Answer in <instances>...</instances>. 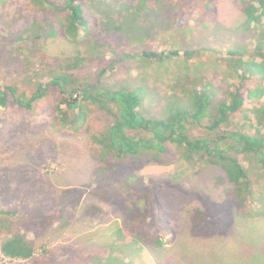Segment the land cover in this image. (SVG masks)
Wrapping results in <instances>:
<instances>
[{
  "label": "rangeland",
  "instance_id": "rangeland-1",
  "mask_svg": "<svg viewBox=\"0 0 264 264\" xmlns=\"http://www.w3.org/2000/svg\"><path fill=\"white\" fill-rule=\"evenodd\" d=\"M125 2L90 0L92 13L98 20L99 36L104 42V55L101 60L85 55L88 60L72 71L80 84L75 86L78 91L69 94L70 98L82 101L85 86L88 90L125 87L139 91L143 98L139 111L144 117L162 118L167 103L189 100L185 93L192 90L194 82L200 85L205 75L218 86L223 79V85L238 83L228 75L233 63L226 55L234 48L247 52L256 43L245 30L246 18L237 0H212L205 13L192 0L177 2L179 6L169 9L167 14L161 13V4H158L157 13L149 16L145 12H140L139 16L128 14ZM36 10L31 0H0V85L16 89L8 96L7 106H0L3 129L0 138V264L30 262L3 254L1 246L14 231H20L34 242L36 256L42 254L46 260L48 254L53 253L51 258L55 264H264L262 219L248 221L236 210L235 222L218 235L195 237L190 234L184 223L186 211H192L201 203L202 196L224 203L229 184L218 183V176L223 174L221 170L201 160L178 159L172 148L164 155L167 158L164 163H128L133 167L143 165L136 173L143 178L138 188L151 187V178L163 185L158 193L159 204L153 207L154 216L171 222L174 234L165 238L166 249L161 256L159 250L133 241L134 246H126L133 228L125 224L123 204L139 200V193L134 192L135 178L127 177L124 183L103 181L101 186L91 185L96 166L90 149L91 136L106 132L114 123V117L99 105L86 101L85 128L74 131L70 126L61 125L57 111L62 94L56 86L47 88V96L34 103L32 110L17 101L29 102L37 83L47 76L43 74L47 66L40 64L39 49L54 68L57 64L50 58L63 59L76 54L64 38L46 41L42 28L35 25ZM13 16L16 22L12 21ZM116 20H122V25ZM41 25L46 27L44 23ZM28 27L30 31L26 32ZM144 51H177L182 56L185 52L199 53L189 60L174 58L166 63L123 57L124 54L138 56ZM260 60L258 57L257 61ZM177 84H181L180 88L173 91ZM224 91L225 87L216 90V97H222ZM249 117L251 130L255 132L256 119L253 115ZM190 121L188 127L193 134L200 135L203 128ZM238 158L246 168L252 167L249 157L239 154ZM127 165L121 166L126 168ZM254 170L263 173L258 168ZM253 179L258 181L260 189L264 188V178L257 179L253 175ZM66 189L77 190L73 199L81 196L72 217L61 201L68 199L67 195L62 196ZM139 205L143 207L144 203L140 201ZM93 206L98 207L99 212ZM51 217L54 219L51 225L29 223L39 218L47 221ZM122 232L126 237L118 235Z\"/></svg>",
  "mask_w": 264,
  "mask_h": 264
},
{
  "label": "trees",
  "instance_id": "trees-1",
  "mask_svg": "<svg viewBox=\"0 0 264 264\" xmlns=\"http://www.w3.org/2000/svg\"><path fill=\"white\" fill-rule=\"evenodd\" d=\"M31 1L37 8L35 25L42 28V35L46 41L64 38L74 47L76 54L63 59L50 58V61L57 64L54 68L51 67V63L46 62L47 55L39 49L40 64L47 66L48 70L45 69L43 73L47 76L37 83L36 92L29 102L24 104L23 100L17 101L28 110H32L34 103L47 96V88L56 86L62 94L59 99L61 105H58L57 111V120L61 125L70 126L74 131L85 128L88 119L86 101L99 105L100 109L114 117V123L106 132L91 136L90 149L96 162L91 185L95 183L101 186L103 181L124 183L128 180L127 177L135 178L134 192L139 193V200L132 204L128 202L123 204L125 224L133 228L131 231L133 235L131 239H127L126 246L131 247L133 241L140 246L146 245L159 250L161 256L166 249L165 238L174 234L171 222H165L164 217L155 219L154 216L153 207L159 204L158 193L163 185L155 178H151V187L138 188L143 183V178L136 173L143 165L133 167L128 163V161H144L145 164L153 161L164 163V160H167L164 155L170 148L177 152L178 159L190 162L201 160L221 170L223 174L218 176V183L229 184L224 203L211 200L207 196H200L201 203L192 211L191 209L186 211L188 215L184 223L189 227L192 236L218 235L222 229L230 228L238 212L248 221L264 220V188L260 189L258 181L253 179V175L257 179L264 178V100H262L264 97V0H237L246 18L245 30L256 43L255 47L251 46L247 49L248 53L241 51L242 48H234L226 55L233 63L228 66V75L238 83L223 85L225 81L223 79L218 86L212 78L205 75L200 85V82H194L192 90L185 93L184 96H188L189 100L167 103L164 112L167 111L162 118L144 117L139 111L143 102L139 91L125 87L119 89L93 87L92 91L85 86L82 87V101L70 98L69 94L78 91L75 86L80 84L72 71L79 69L83 62L88 60L85 55H92V59L95 60L103 59L104 55L102 50L104 42L99 36L98 20L92 13L90 0ZM179 1L181 0H126V12L134 16L145 12L149 16L156 14V5L161 4V13L167 14L169 9L179 6L177 3ZM192 1L201 7V12L205 13L212 0ZM18 17L20 18L21 15ZM12 21L16 22L14 16ZM116 21L118 25H122L120 23L122 20ZM29 31L28 27L26 32ZM198 53L185 52L182 56L177 51L161 53L144 51L138 56L124 54L123 57L131 60L141 57L140 59L150 62L166 63L174 58L184 57L189 60L195 58ZM258 57L261 58L260 61H257ZM180 85L177 84L173 91H177ZM2 87L0 85V106L6 107L8 96L14 94L16 89ZM224 87L226 90L224 95L216 97L215 91ZM251 115L255 117L258 126L255 132L251 130L253 126L250 124ZM190 120L203 128L200 135L193 134L192 129L188 127L191 124ZM1 121L0 117V138L3 133ZM241 121L249 124L239 126L238 123ZM203 122L207 124L204 125ZM239 154L251 159V168L243 165L238 158ZM123 163L128 164L126 168H122ZM255 168L263 173L255 171ZM76 191L75 189L62 191V196H68L66 201L63 198L61 201L70 217L76 213L81 203V196L73 199ZM140 201L144 203L143 207L139 205ZM93 208L99 212L98 207L93 206ZM162 209L165 212V209ZM53 222L52 217L47 221L45 218L29 221L32 224L43 225H51ZM118 235L126 237L124 232ZM118 248H121L120 245ZM1 250L7 257L29 260L28 264H55L51 258L53 253L48 254L49 258L46 260L42 254L36 256L34 242L27 239V236L20 231L11 232V237L3 242Z\"/></svg>",
  "mask_w": 264,
  "mask_h": 264
},
{
  "label": "built area",
  "instance_id": "built-area-1",
  "mask_svg": "<svg viewBox=\"0 0 264 264\" xmlns=\"http://www.w3.org/2000/svg\"><path fill=\"white\" fill-rule=\"evenodd\" d=\"M4 254V253H3ZM5 255V254H4ZM6 256V255H5ZM7 257V256H6ZM8 258H10V257H8ZM11 259H13V258H11Z\"/></svg>",
  "mask_w": 264,
  "mask_h": 264
}]
</instances>
